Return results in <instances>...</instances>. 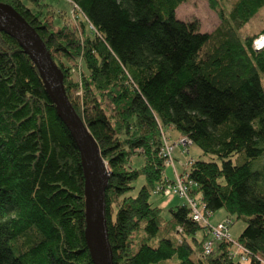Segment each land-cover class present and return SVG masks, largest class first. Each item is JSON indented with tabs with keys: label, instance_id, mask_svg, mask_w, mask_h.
<instances>
[{
	"label": "trees",
	"instance_id": "1",
	"mask_svg": "<svg viewBox=\"0 0 264 264\" xmlns=\"http://www.w3.org/2000/svg\"><path fill=\"white\" fill-rule=\"evenodd\" d=\"M66 1L82 17L81 37L54 31L24 0H0L37 32L97 143L112 263L264 264V45L254 44L264 26L240 36L264 0H210L220 23L209 33L175 17L188 0ZM171 132L201 153L179 173L194 184L190 197L244 224L236 244L246 262L230 241L204 255L212 225L194 221L185 201L166 211L149 201L173 181L163 175ZM84 227L78 150L34 64L0 33V264H93Z\"/></svg>",
	"mask_w": 264,
	"mask_h": 264
},
{
	"label": "water",
	"instance_id": "2",
	"mask_svg": "<svg viewBox=\"0 0 264 264\" xmlns=\"http://www.w3.org/2000/svg\"><path fill=\"white\" fill-rule=\"evenodd\" d=\"M0 33L13 39L34 64L57 117L78 150L83 175L85 244L93 264H113L104 212L109 172L97 143L70 104L61 71L37 32L11 6L1 2Z\"/></svg>",
	"mask_w": 264,
	"mask_h": 264
},
{
	"label": "rangeland",
	"instance_id": "3",
	"mask_svg": "<svg viewBox=\"0 0 264 264\" xmlns=\"http://www.w3.org/2000/svg\"><path fill=\"white\" fill-rule=\"evenodd\" d=\"M25 4L31 8H37L41 10L44 21L53 25L54 31H57L63 25L67 26L71 31H74L79 37L82 33V17L75 10L74 6L67 2L66 0H39L37 5L34 3L24 0ZM222 7L225 8V4L221 3ZM227 12V11H225ZM175 17L178 20L185 22L195 21L198 24L199 32L209 33L212 32L220 23L219 17L215 10L210 6V0H188L187 2L181 3L175 10ZM264 26V7L257 12L240 30V36L245 37L257 33ZM85 29V28H84ZM83 29V30H84ZM262 38L259 37L254 41V44L258 46ZM56 60H60L59 56L55 55ZM65 62L64 60H62ZM66 63V62H65ZM79 63H70L72 71V78L74 82L79 84V67H75ZM69 65V63H68ZM79 91L75 94L78 96ZM169 140L167 141L169 146L175 149L173 155L171 154V159L173 164H167L164 169V177L168 179L174 178L175 174L182 172L184 166L188 160H195L201 155L200 150L195 145H183L176 143V134L170 133L167 135ZM165 138H167L165 136ZM170 162V161H169ZM142 163L140 158H136L133 161L135 168H138ZM144 180L139 177L137 181L134 182V190L131 191V195H135L140 186L143 184ZM149 201L157 207H160L164 211L168 208L181 205L184 200L174 197L173 195H151ZM227 221L229 223L228 234L231 244L234 246L236 240L244 228V224L241 221L232 220L227 218V214L224 210H217L215 212H210V215L206 217V222L212 225L213 228L218 229L219 224H223ZM197 238H201V234H197ZM228 241V242H229ZM232 241V242H231ZM214 249V248H213ZM239 260H241L239 258ZM171 264H176L175 260L171 261Z\"/></svg>",
	"mask_w": 264,
	"mask_h": 264
},
{
	"label": "built area",
	"instance_id": "4",
	"mask_svg": "<svg viewBox=\"0 0 264 264\" xmlns=\"http://www.w3.org/2000/svg\"><path fill=\"white\" fill-rule=\"evenodd\" d=\"M264 45V37H262V41L257 48H260ZM167 140L164 141V148H163V154L164 156H167L169 161L168 163L172 164L171 154L173 151V147L167 145ZM179 144L188 145L189 142H186L185 140H181ZM194 184L186 179L185 176L181 174H175V177L173 178V181L169 182L165 186H159L155 189L154 193H162L163 195H173L175 197H178L180 199H183L185 203L190 207L191 210V216L194 221L201 222L203 224H206V217L210 215V213L206 210H204L203 206L200 204V201L195 200L190 197V190ZM218 229L209 227L208 230V239L203 244V253L204 255H208L213 247L217 245L218 243L222 241H229V234H228V228L229 223L225 221L223 224H219ZM236 252L234 255H238V257L241 259V262L247 261V252L240 246L235 245Z\"/></svg>",
	"mask_w": 264,
	"mask_h": 264
},
{
	"label": "crops",
	"instance_id": "5",
	"mask_svg": "<svg viewBox=\"0 0 264 264\" xmlns=\"http://www.w3.org/2000/svg\"><path fill=\"white\" fill-rule=\"evenodd\" d=\"M174 151H175V149H173V151H172V155H173ZM169 164H170V163H169ZM169 179H170V178H169ZM171 179H173V178H171ZM171 179H170V180H171Z\"/></svg>",
	"mask_w": 264,
	"mask_h": 264
}]
</instances>
